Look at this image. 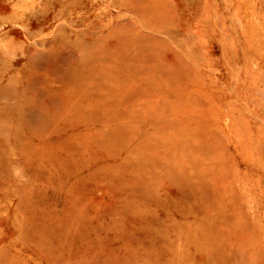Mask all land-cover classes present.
<instances>
[{
	"label": "rangeland",
	"instance_id": "1",
	"mask_svg": "<svg viewBox=\"0 0 264 264\" xmlns=\"http://www.w3.org/2000/svg\"><path fill=\"white\" fill-rule=\"evenodd\" d=\"M0 264H264V0H0Z\"/></svg>",
	"mask_w": 264,
	"mask_h": 264
}]
</instances>
